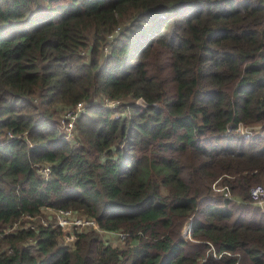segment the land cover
Listing matches in <instances>:
<instances>
[{
	"label": "trees",
	"instance_id": "obj_1",
	"mask_svg": "<svg viewBox=\"0 0 264 264\" xmlns=\"http://www.w3.org/2000/svg\"><path fill=\"white\" fill-rule=\"evenodd\" d=\"M255 185L264 0H0V264H264ZM57 210L124 246L61 244L35 221Z\"/></svg>",
	"mask_w": 264,
	"mask_h": 264
},
{
	"label": "rangeland",
	"instance_id": "obj_2",
	"mask_svg": "<svg viewBox=\"0 0 264 264\" xmlns=\"http://www.w3.org/2000/svg\"><path fill=\"white\" fill-rule=\"evenodd\" d=\"M104 52V54H106V53H108L109 52V46H105V48H104V50H103ZM88 53H89V50L87 49V52H84V54L83 55H85V56H87L88 55ZM86 60H88V59H86ZM104 103H105V101H104ZM107 103V102H106ZM138 105H140V103L139 102H136ZM114 107H116V106H114ZM82 109V108H81ZM80 109V110H81ZM80 110H74V111H72V112H76V113H79V112H81ZM72 112L71 113H69V114H62L61 116H60V118H59V126H60V129H63V128H65V126H66V123H65V121L67 120V119H71V117H72ZM120 114V112H118V111H115L114 112V116H117V115H119ZM70 126H71V123L69 124V127L68 128H65V130H69V128H70ZM248 129H246L245 127H243V126H239V128H238V130L241 132V133H243V135H249L251 132H252V129H249V128H251V127H247ZM70 135H71V138H72V140H73V143H75L74 145H78L79 144V142H80V138H79V136L74 132H71L70 133ZM74 138V139H73ZM221 181V178H219V179H217V180H215L213 183H212V185H211V190L215 193V194H222L223 192V197L224 198H231V199H233L229 194H228V191H227V188H225V187H220L219 186V182ZM255 186H258V185H255ZM255 186H253L252 188H254ZM251 188V189H252ZM250 199H251V196H250ZM255 202V204L257 205V206H259L260 207V209L262 208V206L264 205V201L261 199V201H254ZM263 210V209H262ZM235 211V212H234ZM233 212H234V216L236 215V213H238L239 214V219H243L244 221H246V222H250L251 224H255L256 223V221L258 220V217H259V215L261 214L258 210H254L253 212L252 211H250V210H240L239 212H237V210H234ZM50 211H46V213H44V215L42 216L44 219H48V220H50V219H52L53 218V216L51 215V214H48ZM45 215H47V218L45 217ZM261 218V217H260ZM190 224H191V222L189 221L188 223H185L183 226H182V228L180 229V231H179V237L181 238V239H183V240H187V241H191V242H195L193 239H192V237H190V238H186V236L184 235V233H185V230H186V228L188 227V226H190ZM88 230V228H86V229H84V228H80V231H87ZM6 231V230H5ZM77 230L76 229H74V228H71V227H67L66 229H62V232L64 233V234H66L65 236H64V240H60V243L61 244H63L64 243V241L66 240V236H67V239L71 236V235H75L74 234V232H76ZM100 238H101V240L103 241V242H105L106 244H110L111 246H115V247H120V246H124V242L123 241H121L122 239V237L120 236V234L118 235V234H116V235H114V234H108V233H106V232H102V234L100 235ZM70 242V241H69ZM73 242V241H72ZM72 242H70L69 244L71 245L72 244ZM66 244L68 245V241L66 240ZM214 255V254H213Z\"/></svg>",
	"mask_w": 264,
	"mask_h": 264
},
{
	"label": "built area",
	"instance_id": "obj_3",
	"mask_svg": "<svg viewBox=\"0 0 264 264\" xmlns=\"http://www.w3.org/2000/svg\"><path fill=\"white\" fill-rule=\"evenodd\" d=\"M141 105V102L138 101ZM118 102H107L106 104L107 105H110V107H114L115 105H118L116 104ZM71 127V126H70ZM69 133H71L72 131L68 130ZM72 142V138L69 140V142ZM41 175L44 177V178H47L48 177V174L50 173L48 167H45L41 170ZM250 196L253 200H258V201H261V199L264 201V187H261V186H255L254 188L250 189ZM264 208V205L262 206ZM52 213H54V216L52 219L48 220V219H44L43 217H39V218H35V221L38 222L39 224H41L42 226L44 227H58V228H61V229H66L67 227H71V228H74L76 229L77 231L76 232H81L80 231V228H92L93 230H95L96 232L100 233V235L102 234V232H106L108 234H120V236L122 237L121 239L123 240L124 237L126 236V234L122 233V232H107V231H104V230H101L99 229L94 220L91 219V218H86L84 217L83 215H80L79 213H76V212H73V211H64V210H57V211H53ZM15 227L13 226V229ZM9 229V228H8ZM7 229V230H8ZM184 235L186 236V238H190L191 237V228L190 226H188L185 230V233ZM75 238V235H71L68 239H67V236H66V240L68 241V244L70 242H72ZM187 238V239H188ZM66 240H65V243H66ZM70 241V242H69Z\"/></svg>",
	"mask_w": 264,
	"mask_h": 264
},
{
	"label": "clouds",
	"instance_id": "obj_4",
	"mask_svg": "<svg viewBox=\"0 0 264 264\" xmlns=\"http://www.w3.org/2000/svg\"><path fill=\"white\" fill-rule=\"evenodd\" d=\"M263 208V207H262Z\"/></svg>",
	"mask_w": 264,
	"mask_h": 264
}]
</instances>
